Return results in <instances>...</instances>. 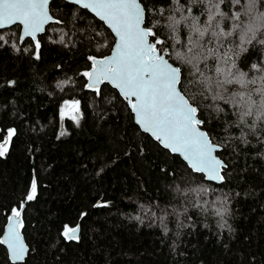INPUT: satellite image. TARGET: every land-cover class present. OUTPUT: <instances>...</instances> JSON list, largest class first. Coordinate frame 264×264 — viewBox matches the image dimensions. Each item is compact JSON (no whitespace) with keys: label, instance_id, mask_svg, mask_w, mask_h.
<instances>
[{"label":"trees","instance_id":"trees-1","mask_svg":"<svg viewBox=\"0 0 264 264\" xmlns=\"http://www.w3.org/2000/svg\"><path fill=\"white\" fill-rule=\"evenodd\" d=\"M139 1L146 25L167 37L170 62L176 52L191 55L190 41L200 39L194 22L208 29L196 50L199 72L175 66L202 128L221 147L223 181L206 180L143 132L108 83L100 94L86 87L89 57L107 55L114 37L86 9L54 0L49 10L60 23L38 36L39 59L18 24L0 30V143L16 133L0 157V236L37 182L21 217L25 260L11 262L0 244V264H264V27L251 44L239 35L260 24L264 0L250 12V0ZM229 70L233 83L218 86ZM241 73L244 84L236 82ZM76 101L78 112L66 106ZM218 208L227 209L223 217ZM77 225L79 239L67 240L65 227Z\"/></svg>","mask_w":264,"mask_h":264},{"label":"snow or ice","instance_id":"snow-or-ice-1","mask_svg":"<svg viewBox=\"0 0 264 264\" xmlns=\"http://www.w3.org/2000/svg\"><path fill=\"white\" fill-rule=\"evenodd\" d=\"M72 2L85 9H90L104 20L118 37L111 56L102 59L89 57L93 67L91 71L83 73L88 78L86 87L100 94L101 84L105 81L112 84L130 105L140 127L150 133L164 149L183 155L192 169L207 174L210 180L223 181L221 171L226 165L214 155L219 146L211 141L207 132L201 130V126L206 127L207 122L198 118L199 108L191 102L190 98L182 94L184 73L180 67L175 66V61H179L185 65H191L199 72L197 65L200 56L196 50L200 47V40L204 38L208 29L202 30L194 22L192 31L197 33L200 39L190 41L191 47L188 48V53L191 55L176 52L175 61L170 62L171 54L167 58L164 55L165 50L170 46L167 37L160 38L159 30L146 25V6L142 7L138 0H72ZM240 3L241 0H236L237 5ZM51 4H54V0H0V29L16 24L22 25V35L31 37L35 41L36 58L39 59L40 42L36 39L37 34L44 32L45 25L49 22L60 23L59 20H54L53 14H50ZM219 6V4L214 5L216 9H219ZM254 7L255 0H250L247 11L250 12ZM207 19L211 26L216 16L209 15ZM235 19L241 20L239 11ZM258 20L259 25L249 23L241 30L239 33L241 41L247 44L252 43L257 31L264 27V13L258 17ZM169 27L173 25L170 24ZM236 27L240 28L241 25L238 23ZM213 35L224 36L232 35V33L219 32ZM0 40H3L2 36ZM233 67H235L234 64ZM224 71V69H217V72ZM231 75L229 70L225 73V79L218 81L217 85L222 87L233 83V80L228 78ZM243 75L241 73L236 82L244 84ZM207 87L210 91L212 90L210 84ZM212 99L224 100V97L214 94ZM66 106L79 111V101L71 105H67L66 102ZM251 114L249 106V110L243 112V115ZM15 134V129L7 132V138L0 143V157L8 152ZM102 171L101 168L99 172ZM36 195L37 182L34 178L30 191L21 201L19 208L13 207L7 218V234L0 238V244L7 245L12 261H24L28 252L19 229L23 227L21 217L25 211L24 204L36 199ZM106 206V202L93 205V207ZM226 211V208H218L216 214L223 217ZM86 215L87 213H82L81 219ZM79 231V225L71 228L66 226L62 235L67 240H78Z\"/></svg>","mask_w":264,"mask_h":264},{"label":"water","instance_id":"water-1","mask_svg":"<svg viewBox=\"0 0 264 264\" xmlns=\"http://www.w3.org/2000/svg\"><path fill=\"white\" fill-rule=\"evenodd\" d=\"M65 1H68V2H70V3H72V4H75V3H73L72 2V0H65ZM138 2H140L139 0H138ZM141 3V2H140ZM75 5H77V4H75ZM77 6H79L80 8H83L81 5H77ZM141 6L143 7V5H142V3H141ZM85 9V8H84ZM88 12H90L93 16H95L99 21H101L109 30H110V32L112 33V35H113V37H114V43H113V45H112V48H111V50H110V52L107 54V55H105V56H103V57H96L97 59H102V58H105V57H107V56H111L112 55V53H113V50H114V46H115V43L116 42H118V37H116V35H115V32H113L112 31V29L108 26V24L104 21V20H102L100 17H98V16H96V14L95 13H93L90 9H86ZM51 14V13H50ZM54 20H55V18H54ZM50 23H52V22H49L48 24H46L45 25V30H46V27L50 24ZM19 25V24H18ZM11 26H13V25H11ZM11 26H7V27H5V28H3V29H6V28H9V27H11ZM20 26V41H23L24 39H26V38H31V37H23V35H22V25H19ZM0 30H2V29H0ZM45 32V31H44ZM44 32H41V33H38L37 34V36H36V39L38 40V36L39 35H41V34H43ZM32 39V38H31ZM34 41V40H33ZM35 42V41H34ZM165 55V54H164ZM166 57V56H165ZM167 58V57H166ZM92 62V61H91ZM92 67H93V63L91 64V67H90V69L88 70V71H91V69H92ZM87 82H88V78H87ZM106 83H108L107 81H105ZM87 84V83H86ZM110 86H112L113 88H115L112 84H110V83H108ZM102 85V84H101ZM100 85V86H101ZM179 87V86H178ZM116 89V88H115ZM117 91H118V89H116ZM119 92V91H118ZM120 94V93H119ZM182 94H183V92H182ZM120 96L123 98V96L120 94ZM187 98V97H186ZM128 106H129V108H130V110H131V107H130V105L128 104ZM131 112L133 113V118H134V122L139 126V128L143 131V132H145L141 127H140V125L137 123V121H136V117H135V113L131 110ZM199 118V117H198ZM201 130H203V131H205L204 130V128H202V126H201ZM206 132V131H205ZM145 133H147V132H145ZM147 134H149L150 136H151V134L150 133H147ZM151 138L152 139H154V137H152L151 136ZM155 140V139H154ZM217 145V144H216ZM162 146V145H161ZM219 146V145H218ZM163 147V146H162ZM220 146L218 147V150H217V152L216 153H214V155H216L217 156V158L218 159H221L220 157H219V154H218V152H219V150H220ZM170 153H172L170 150H168ZM172 154H174V155H177V156H179V158L181 159V160H183V162H185L186 164H187V166L190 168V169H192L191 168V166L188 164V162L184 159V157H183V155H181V154H179V153H172ZM222 160V162L225 164V162L223 161V159H221ZM193 171H195L194 169H192ZM223 170V169H222ZM196 172V171H195ZM201 174H203V176H204V178L206 179V180H209V181H213V182H221V181H219V180H210L208 177H207V174H205V173H201ZM221 175H222V171H221ZM22 219V218H21ZM7 224H8V220H7V222H6V224H5V226H4V229H3V232H2V234H1V236H0V238H2V236L3 235H6L7 234ZM19 231H20V234H21V237H22V239H23V242H24V244H25V246L27 247V249H28V245H27V243L25 242V239H24V237H23V234H22V232H21V228L19 229ZM80 232V231H79ZM78 235H79V233H78ZM5 248H6V250H7V245H3ZM7 255H8V258H9V260L11 261V262H13V263H20V262H22V261H12L11 260V258H10V251H8L7 250ZM26 255H27V253H26ZM26 257V256H25Z\"/></svg>","mask_w":264,"mask_h":264}]
</instances>
